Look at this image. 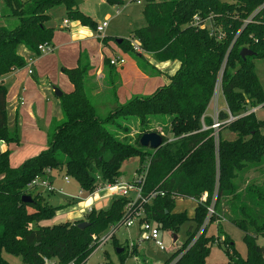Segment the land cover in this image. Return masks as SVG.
Wrapping results in <instances>:
<instances>
[{
    "label": "trees",
    "instance_id": "obj_1",
    "mask_svg": "<svg viewBox=\"0 0 264 264\" xmlns=\"http://www.w3.org/2000/svg\"><path fill=\"white\" fill-rule=\"evenodd\" d=\"M73 1L0 0V17L5 24L0 25V79L26 66V58L18 53L20 46L38 56V45H51L54 29L47 24L50 10L62 6L68 18L96 28L89 17L73 10ZM105 1L123 5V0ZM142 15L146 25L132 31L131 38L155 61L179 62L178 70L152 95L134 96L124 104L118 102L111 83L104 96L110 94L111 100L103 102L111 108L106 117L99 116L93 87L87 86L93 69L88 57L80 54L77 66L64 70L72 90L59 98L62 116L51 121L47 148L18 167L10 165L9 150L0 148V264H10L4 253L18 258L21 264H44V258L59 264H84L102 233L111 225L121 228L133 214L126 211L128 199L113 198L107 209L92 208L82 220L48 225L63 206H54L41 193L29 191V184L47 169L63 170L80 190L92 194L98 184L116 183L122 176V164L132 158L139 159L138 172L147 166L142 188L145 201H138L133 208L142 210L144 219L158 228L174 229L185 221L195 225L189 227L184 243L164 264H206L213 239L203 231L192 240L214 193V215L218 214L211 220L218 222V233L223 232L219 212L244 233L247 256L233 264H264V247L255 242L264 237V179L260 183L244 182L253 169L264 176V121L257 120L254 113L246 114L264 106L263 87L255 71V61L264 60V0H144ZM195 18L200 21L198 25H194ZM129 41L123 39L118 47L133 52L138 62L144 60ZM243 49L254 54L242 58ZM103 63L109 69L107 80L115 78L109 59L104 57ZM139 66L146 71L142 63ZM219 74L226 108L237 118L220 129L216 143L213 130L203 131L202 124L209 127L213 123L205 113ZM6 95L1 80L0 142L7 147L18 140L16 134L7 131ZM158 115L166 116L170 131L182 137L156 150L142 148L141 136L157 133L146 118ZM227 117L225 111H219L220 121ZM131 120L138 123L139 131L134 142H126L120 136L129 133ZM223 129L235 138L221 139ZM202 194L208 199L198 204L191 219L185 213L173 212L177 199L196 200ZM23 196H30L32 201L23 203ZM82 222L88 223L84 229L78 228ZM219 245L230 260L235 250L229 236L224 235ZM124 260L119 257L118 264Z\"/></svg>",
    "mask_w": 264,
    "mask_h": 264
},
{
    "label": "rangeland",
    "instance_id": "obj_2",
    "mask_svg": "<svg viewBox=\"0 0 264 264\" xmlns=\"http://www.w3.org/2000/svg\"><path fill=\"white\" fill-rule=\"evenodd\" d=\"M139 1L140 3L138 4L134 0H123V5L117 6L110 5L105 0H74L75 6L73 10H79L82 14L89 17L92 22L96 23V25L104 21L108 22L107 29L101 35H99L95 31V27H92L90 24H85L77 18H68L62 6L50 10L51 20L47 24L54 26V33L51 40V44H53L54 47L50 53L32 56L36 61L34 67L38 84L34 82V77L26 74L25 70L18 73L15 81L10 78L5 81V86H7L9 90L7 97L9 108L6 110L7 131L10 134H16L18 140L17 144H11L5 148L9 150V162L12 167L20 166L25 161L37 156L47 148V138L51 121L60 115V101L55 97L53 89H59L61 92H68V90L71 89V84L64 70L76 66L77 57L80 56L79 52L85 56L88 54L91 64L94 67L93 71L89 72L87 86L90 88L93 87V101L98 109L99 116L106 117L110 113L111 108L108 107L109 104H103V102L109 99L111 100L110 94L104 98L105 95H108L106 93L110 91L111 83H114L115 88L120 89L117 94L120 104H124L129 100L126 99L124 94L136 84V64L142 63V66H148L147 57L145 56L148 55V53L142 52V50L136 52L145 56H143L144 60L142 59L138 62L137 56L130 51L124 52L116 45V40H129L131 39L130 34L132 31L141 29L146 25L142 15L144 0ZM220 1L229 2V0ZM117 10L119 13H117ZM63 19L69 20L70 24L68 28H60V23ZM0 25H5L2 19L0 20ZM104 37L107 38L106 41H109L111 46L117 47L116 49L113 48V51H118L119 49L127 54L124 55L126 65L123 71L114 67V76L121 75L122 86L119 85L118 87V85H116L114 77L112 79L109 78L107 83L109 69L103 63V55L101 53L102 46L99 43V39L101 40ZM103 52L107 57L110 56L109 49L103 50ZM95 68H103L104 73L97 72ZM255 71L264 91V60L255 61ZM21 88L26 89V93L21 95L24 104L19 106V112L15 119V112L12 110V105L13 109L16 108L17 100L15 101L12 97L16 96V90L19 92ZM142 89V93L138 96H150L155 92L154 89L153 91L149 90L148 86ZM219 98L221 100L220 95H218V99ZM95 101L97 103H95ZM216 103L217 102H214V100L211 101L208 107L211 113L208 114L209 112L206 110L205 116L209 115L211 119L214 118ZM14 104L16 105L14 106ZM256 108L259 109L254 113V116L257 120L264 121V106L260 105ZM250 111L252 113V109ZM151 117L145 118L150 122L151 127L163 137V145L175 144L180 140L182 136H177L172 133L170 128L166 125V120L168 119L166 116L158 115L155 119ZM129 124H131L129 133L127 135H121L120 137L123 141L134 142L139 131V125L134 120H131ZM232 134L233 133L230 131H222L220 137L223 140L231 141L230 139L234 137ZM215 141L216 143L218 142V137ZM3 144V142H0V146ZM138 167V158L125 161L121 166L122 176L117 181L122 180L124 182H131L138 172ZM52 172L56 175L55 171ZM56 173H58L57 177H60L57 181L60 188L58 187L57 189H61L65 195L78 196L79 199L74 198L72 202L69 198L61 196L58 193L49 195L46 192H42L41 196L46 199V201L49 200L50 204L54 206H63V208L58 210L55 217L48 221V225L58 224L78 216L81 217V220L84 219L87 214L84 204L88 194L80 195L77 182L70 177L69 183L66 184L63 181V170ZM263 179L264 176L261 175L260 171L258 169H253L245 175L244 182L260 183ZM202 195L199 199H193L194 201L191 199H177L173 212L185 213V215L191 219L198 204L205 203L208 199L207 194ZM96 196L102 199L99 205H95L97 209H107L113 199V197L106 196V192H101ZM94 198L95 195L92 196V199ZM214 198L215 193L212 195V198H210L203 223L194 236L192 243L203 231H206V237L214 241L210 254L206 258V264H233L237 261L241 262L246 258L248 250L243 240L244 233L232 225L220 212L219 214L222 220L219 225L223 232L222 234L218 233V222L216 220H211V217L208 219V209L214 205ZM130 203L133 204L132 201L128 200L126 210H131L134 214L136 221L133 225L131 227L123 226L121 228H117L115 225L108 227V229L102 233L94 252L84 264H118L119 257L125 259L124 264H164L170 255L184 243L187 238V230L189 227H195L193 222L185 221L174 229L166 230L160 227L158 228L154 222L144 219V214L141 210L139 211L137 208H131ZM66 204H69V207H64ZM223 207L224 206H222V208ZM217 214H215L214 217H216ZM144 223L148 224L150 229L156 228L159 230L160 241L162 246L167 249L166 251L159 250L153 242H142V232L140 230ZM250 234L253 235L252 233ZM224 235L229 236L233 243V249L235 250V254L230 260H228L224 249L219 247V243L224 240ZM173 236H176V241L173 240ZM255 242L258 246L264 247V237H258ZM118 250H122V252L118 254ZM132 252L134 254L131 256ZM3 257L10 264H21L18 258L8 254L4 253ZM143 259L145 261H143Z\"/></svg>",
    "mask_w": 264,
    "mask_h": 264
},
{
    "label": "built area",
    "instance_id": "obj_3",
    "mask_svg": "<svg viewBox=\"0 0 264 264\" xmlns=\"http://www.w3.org/2000/svg\"><path fill=\"white\" fill-rule=\"evenodd\" d=\"M134 1H136L138 4L140 3L139 0H134ZM117 13H119L118 10H117ZM247 22H249V21H245V23H247ZM68 23H69V21L67 19L63 20L62 27L63 28L67 27ZM199 23H200L199 19L195 18L194 25H198ZM107 27H108V22L104 21L101 24L96 26L95 31L99 35H101L105 32ZM129 40H130L129 41L130 45H131L134 52L141 51L140 44L137 40H134L132 38ZM52 49H53L52 45L47 44V43L40 44L37 47L39 55L50 53V52H52ZM34 63H35V59L33 57L26 58V66L24 68L27 69V73L29 75H31L33 73L32 67H33ZM109 64L113 67H121L125 64V59L120 57V56H114V57L109 59ZM221 76L222 75L219 74L218 81L215 85L214 95L212 98L214 100V102L218 101V95H220V96L222 95L221 91H220ZM256 109L257 108H253L252 113ZM225 112L228 114L227 119L220 121L218 119L219 110L217 109V103H216V109H215L214 118L212 119L213 120L212 125L209 127L202 125V130L203 131L209 130V129L213 130V135H214V137L216 135V137H215V139H216L218 137L219 130L222 127L227 126L228 124H230L231 122H233L237 118V117L232 116L229 113V111L227 110V108H226ZM249 113H251V111H248L246 114H249ZM52 174H53L52 170L47 169L43 175L35 176L34 179L31 181V183L29 184V189H30L29 191H32L34 193H41V194H42V192H46L49 195H53V194L58 193L61 196H65V197L69 198V200L72 202H73L74 198L79 199L78 196L74 197V196H70V195H65L61 189L59 190V189L55 188L51 182ZM146 174H147V166L144 167L140 172H137L131 182H124L122 180H119L114 184H106V185L98 184L95 191L92 194H88L86 200L92 199V196H94V195H95V197H97L96 195H98L101 192H106V196L113 197V198H125V199H128L129 201H132L133 204L130 203V205H131V208H133V205H135L138 201H140V200L142 202L145 201V200H143L142 188H143V185L145 182ZM63 181L66 184H68L69 183V177L64 176ZM103 190H105V191H103ZM82 194H87V193L80 190V195H82ZM92 208L93 207H90V206L86 207V210H87L86 212L89 213L92 210ZM126 211L129 212L130 210H126ZM208 213H209L208 219H210V217H212L214 215V205H212L211 208L208 209ZM135 221L136 220L134 218V214H131V216L129 218H127L126 221L123 223V226L124 227H131ZM140 231L142 232V235H141L142 242L143 241H150V242H153L159 248V250H161V251L167 250L166 248H164L162 246V243L160 241V232L158 229H156V228L150 229L149 225L144 223L142 225ZM98 241H97V243H98ZM43 262H44V264H59L56 261L50 260L47 258H44Z\"/></svg>",
    "mask_w": 264,
    "mask_h": 264
},
{
    "label": "crops",
    "instance_id": "obj_4",
    "mask_svg": "<svg viewBox=\"0 0 264 264\" xmlns=\"http://www.w3.org/2000/svg\"><path fill=\"white\" fill-rule=\"evenodd\" d=\"M63 20H66V19H63ZM63 20H62V22L60 23V28H63L62 27V24H63ZM69 21V20H68ZM69 24L70 23H68V25H67V27H65V28H68L69 27ZM98 24V23H97ZM50 27H52V28H54V26L53 25H51ZM104 38H106V37H104ZM106 40H107V38H106ZM102 41V39L100 40L99 39V43H100V45L102 46V49H101V53H102V55H103V58L104 57H106V58H108V59H110V58H112V57H114V56H120V57H122V58H124L125 56L124 55H127L126 53H124V52H122V51H120L119 49H118V51H113L112 49L114 48V49H116L117 47H113V46H111V44L109 43V41ZM52 45V47H54V45L53 44H51ZM116 45H118V44H116ZM107 49H109V53H110V56L109 57H107L105 54H104V52H103V50H107ZM18 53L20 54V55H22L24 58H28V57H32L33 55L28 51V50H26L23 46H20L19 48H18ZM79 55H80V52H79ZM87 55V57H88V59H89V61H90V63H91V60H90V56L88 55V54H86ZM144 56V55H143ZM146 57H147V62H148V66L147 65H145L144 67L146 68V71H143L141 68H140V66H139V64L137 63L136 64V66H137V68H136V74H135V76L137 77L136 79H135V81H136V84L135 85H133V87L129 90V91H127L125 94H124V96L126 97V99H130L132 96H138V95H140V93H142V91H143V87H149V90H151V91H153V89H154V91L158 88V87H161V86H163V85H166V84H168L169 83V77H171V76H173L174 74H175V72L178 70V68H179V66H180V64H179V62H177V61H167V62H162V63H159V62H157V61H155V59L152 57V55L151 54H148V55H145ZM144 56V57H145ZM78 58H79V56L77 57V60H78ZM35 63H36V61H35ZM35 63H34V65H35ZM34 65H33V67H32V71H33V73L31 74V75H29L28 73H27V69L26 68H23V69H20V70H16V71H14V72H12V73H10V74H8V75H6L5 77H3L2 79H0V81L2 80L3 81V83L5 84V81L6 80H8L9 78L11 79V80H13V81H15L16 80V76L18 75V73H20V72H22V71H26V74L28 75V76H31V77H34L35 79H34V82H36V84H38V82H37V75H36V70H35V67H34ZM126 65V60H125V64L123 65V66H121V67H117V68H119V70L120 71H123V69H124V66ZM76 66H77V62H76ZM91 66H92V64H91ZM92 68H94L93 66H92ZM152 68V69H151ZM96 70H97V72H102V74L104 73V70H103V68H95ZM92 71H93V69H92ZM156 73H155V72ZM141 77V78H140ZM114 80H115V82H116V85H118V87H119V85H121L122 84V77H121V75H115V78H114ZM107 82H108V80H107ZM144 82H146V83H144ZM13 84V83H12ZM122 86V85H121ZM6 88H7V86H6ZM121 88V87H120ZM14 90V89H13ZM72 90V86H71V89L70 90H68V92H62V93H69L70 91ZM116 90V96H117V99H118V102H119V97H118V91L120 90L119 88H116L115 89ZM9 90H8V88H7V95H6V110H8V106H9V101H8V99H7V97H8V94H9V92H8ZM16 96H14V97H12V98H14L15 99V101L17 100V106H16V108H14L13 109V105H12V110L15 112V119L17 118V114H18V110H19V106H21V105H23L24 104V101H23V98L21 97V95L22 94H24V93H26V89L25 88H21L20 90H19V92L16 90ZM57 98V97H56ZM57 99H59V98H57ZM14 101V102H15ZM222 102V103H221ZM16 104H14V106H15ZM217 109L220 111V110H223V111H225L226 110V104H225V101H224V98H223V96L221 95V100H220V98L218 99V101H217ZM259 109V108H258ZM258 109H256L253 113H255ZM207 112H209L208 114H210L211 112H210V110L209 109H207ZM61 116H62V114H61V110H60V115H59V117H57V118H54L55 120H57V121H59L60 119H61ZM207 117H209V118H211V116H209V115H207ZM222 131H228V130H222ZM221 131V132H222ZM221 132H220V134H221ZM233 135V134H232ZM235 137H233L232 139H230V140H233ZM0 148H1V150H5V148H6V146H5V144H3V145H1L0 146ZM55 174L56 175H54V174H52V178H51V182H52V185L55 187V188H58L59 187V185H58V183H57V181L59 180V178L60 177H57V174L58 173H56L55 172ZM79 187V186H78ZM60 188V187H59ZM80 189V188H79ZM101 200L102 199H99L98 197H95L94 199H89V200H86L85 201V204L84 203H82V204H84V207L86 208V207H88V206H90V207H93V208H95V209H97L96 207H95V205H99V203L101 202ZM191 200H193V199H191ZM49 201V200H48ZM194 201V200H193ZM195 203V202H194ZM91 204V205H90ZM94 204V205H93ZM176 204V203H175ZM175 209V208H174ZM97 210H99V209H97ZM77 219H81V217H76V218H70L69 219V221H73V220H77ZM177 239V238H176Z\"/></svg>",
    "mask_w": 264,
    "mask_h": 264
},
{
    "label": "water",
    "instance_id": "obj_5",
    "mask_svg": "<svg viewBox=\"0 0 264 264\" xmlns=\"http://www.w3.org/2000/svg\"><path fill=\"white\" fill-rule=\"evenodd\" d=\"M121 42H122L121 39L116 40V44H121ZM253 54L254 53H252V51H250L248 49H243L240 52V55L242 58L252 56ZM53 90H54L55 97L60 98L63 95V93L59 89L54 88ZM139 145L142 148H147L150 150H156L163 145V138L161 135H159L158 133H155V132L146 133V134H143L141 136V138L139 139ZM21 201L23 203H29L32 201V199L30 196H23ZM87 226H88L87 222H82L78 225V228L84 229ZM173 240L176 241V236H173ZM121 252H122V250L117 251L118 254Z\"/></svg>",
    "mask_w": 264,
    "mask_h": 264
}]
</instances>
